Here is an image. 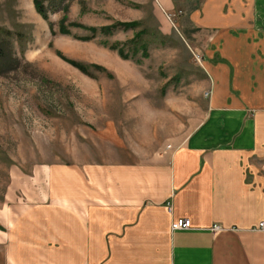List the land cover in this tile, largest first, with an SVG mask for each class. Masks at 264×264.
<instances>
[{
  "label": "crops",
  "instance_id": "obj_1",
  "mask_svg": "<svg viewBox=\"0 0 264 264\" xmlns=\"http://www.w3.org/2000/svg\"><path fill=\"white\" fill-rule=\"evenodd\" d=\"M155 4L201 57L202 121L147 162L10 166L0 264H264V0Z\"/></svg>",
  "mask_w": 264,
  "mask_h": 264
},
{
  "label": "rangeland",
  "instance_id": "obj_2",
  "mask_svg": "<svg viewBox=\"0 0 264 264\" xmlns=\"http://www.w3.org/2000/svg\"><path fill=\"white\" fill-rule=\"evenodd\" d=\"M50 2L46 21L33 0H0V200L10 166L151 161L206 112L196 52L155 0H65L68 34Z\"/></svg>",
  "mask_w": 264,
  "mask_h": 264
},
{
  "label": "trees",
  "instance_id": "obj_3",
  "mask_svg": "<svg viewBox=\"0 0 264 264\" xmlns=\"http://www.w3.org/2000/svg\"><path fill=\"white\" fill-rule=\"evenodd\" d=\"M51 2V6L50 8L55 11L57 9H61L63 12H64V15L59 23V32L61 34H68V31L64 28V21L66 19V12L68 10V7L66 5H63L64 1L65 0H50ZM43 2L44 0H33V5H34V8H35V11L42 17V19L48 21L49 18H48V15H47V11L46 9L44 8V5H43ZM59 6H61V8H59ZM101 32H103V34H110L111 32V28H102L100 29ZM93 32L95 33L96 30H93ZM92 34L91 37H88L87 40H91L95 34ZM120 54L123 52H119ZM5 53H4V50L3 48L0 46V70L2 69V65H1V60L2 58L4 57ZM125 57V56H124ZM10 62H14V59L11 57V55L8 56V63ZM76 68H78L82 73L86 74V75H89L86 70L83 68V67H80V66H76Z\"/></svg>",
  "mask_w": 264,
  "mask_h": 264
},
{
  "label": "built area",
  "instance_id": "obj_4",
  "mask_svg": "<svg viewBox=\"0 0 264 264\" xmlns=\"http://www.w3.org/2000/svg\"><path fill=\"white\" fill-rule=\"evenodd\" d=\"M168 18L170 19V16H168ZM193 55L195 56L198 63H200V61H201L200 55L198 53H194ZM208 95H209V93H206L205 97H208ZM189 227H190V223L186 219H181V220H178V221L173 222L171 224V230L172 231L187 230V229H189ZM215 229H217V228H215ZM257 231L264 233V220L258 224Z\"/></svg>",
  "mask_w": 264,
  "mask_h": 264
}]
</instances>
